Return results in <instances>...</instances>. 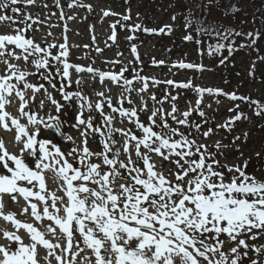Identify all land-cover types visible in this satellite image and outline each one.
Returning a JSON list of instances; mask_svg holds the SVG:
<instances>
[{"label":"snow or ice","instance_id":"1","mask_svg":"<svg viewBox=\"0 0 264 264\" xmlns=\"http://www.w3.org/2000/svg\"><path fill=\"white\" fill-rule=\"evenodd\" d=\"M36 3L0 0V25L7 24V30L0 31V131L11 134L15 147L9 151L0 136V219L10 225L0 228V264H264V175L247 170L250 158H243L237 144L241 135L231 141L240 162H227L222 149L230 145L221 140L201 142L221 129L231 133L237 122L250 120L242 104L264 120V101L191 81H161L119 60L105 61L121 64L119 71L74 64L66 36L64 43L56 44L32 35L39 30L34 25L44 23L27 11ZM55 4L63 18L60 0ZM67 7L93 11L84 0H69ZM175 7L184 18L185 41L199 46V37L217 40L208 45L210 56L237 51L236 38L246 41L239 48L254 47L264 35L221 23L244 11L240 0H176ZM213 10L221 20L209 19ZM130 11L102 10L103 17H120L110 25L113 42L121 20H131ZM171 19L176 21L177 14ZM130 31L171 34L173 26L155 29L136 23ZM131 52L132 63H141L135 45ZM172 67L209 70L183 61ZM89 79L100 85V90L92 87L96 100L84 91ZM161 84L167 87L158 97L150 87ZM109 85L119 95L113 96ZM173 89H191L195 103L188 101L181 111L180 94H173ZM205 94L232 102L227 109L231 115L206 129L209 118L204 109L212 105L202 107ZM46 104L54 111H46ZM13 107L15 114L9 110ZM69 112L75 113L70 126L79 133V143L62 131L68 123L62 116ZM47 130L71 147L63 150L43 134ZM247 137L243 133L245 143ZM49 176L54 189L48 185ZM6 198L20 205L19 212L5 210Z\"/></svg>","mask_w":264,"mask_h":264},{"label":"trees","instance_id":"2","mask_svg":"<svg viewBox=\"0 0 264 264\" xmlns=\"http://www.w3.org/2000/svg\"><path fill=\"white\" fill-rule=\"evenodd\" d=\"M47 3L49 5L48 8H43L42 5L44 3ZM61 5L63 7L64 16L63 18H59L58 14L60 13L61 9L56 7L55 0H37L36 5L31 6L27 9V11L31 12L34 18L40 19L44 21V23L39 25H34V27L38 28L39 30L32 33V35L35 36L37 40H41L40 38L43 36V39L41 41H44L45 39L49 43H64V36L67 37V45L70 49V55L73 52V50L77 49L81 44L76 43L73 41V35L75 30L78 31V33L85 36L83 41L87 39L89 44V47L91 48L94 41H91V38L94 37V32L90 27H87L86 25H83L81 20L78 18L76 19V15L89 13L91 17L94 19L96 16L97 11L89 12L85 8H77V9H69L67 7V3L69 0H60ZM85 3H91L93 7L101 9L102 10H108L111 9L113 12L120 13V14H128V10L130 9L131 14V20L129 21H122V24H127L128 27H121V25H118L116 28L117 37H122L123 40H125V50L127 52H131V46L135 45L137 48V51L144 48V46L148 43H153L159 47L163 46L166 47V55L168 62H165L163 65L154 64L153 61H160L162 58L160 57H153L152 55H140V64H134L132 63L134 60H131L126 64L130 69L135 67L137 69L142 68L143 71L140 73L141 75L154 77L155 73L161 74L164 72L165 76L167 74H171L169 79L175 80L178 82L179 76L181 79L190 81L194 79H201L199 75H201L202 72L197 71L195 69H178L175 67H172V65L178 63V62H185V63H194V64H203L205 66L206 71L203 72H212L214 76V81L216 85H198L200 87H210V88H220L223 89L225 92H237L238 95H247L252 97L253 99H259L261 101H264V85L261 86V92L258 93V96H255L249 91L250 85H245L248 80L244 76V73L242 72V68L237 64L239 58L245 55L249 56H256L260 57L262 51H264V35H262L261 39L257 42V44L254 47H245V48H239L240 43H245L246 41L243 38H236V46L238 48L237 51H234L231 55L228 54L227 51H223L221 54H214V55H208V45L212 44L215 45L217 43V40L215 38H209L207 36L199 37L202 39L203 43L201 45H196L193 42H188L183 39V36L185 34L183 23L184 18L182 15H179L178 13L181 11L180 8L175 7L176 0H128L126 3L125 0H84ZM240 5L243 7L244 11L237 14L235 19H225L222 20L221 23L227 25L231 24L232 27L236 28L237 30L241 31H252L254 29L260 30L262 33H264V0H240ZM160 8L162 9L163 16L167 19L168 17H172L173 14H177L176 21H168V22H161L159 24L153 23V15L157 12H159ZM51 13H55V15H50ZM139 13V19H137V14ZM74 16L75 19H68V17ZM111 21L110 23H114L115 20H120L119 16H109L107 17ZM210 20H221L220 14L216 12L215 10L212 11L211 15L209 16ZM243 21V23L241 22ZM254 21V22H253ZM139 23L143 26H146L148 28H155L159 29L163 27L164 25H172L173 31L171 34H165L160 33L157 34H147L142 31L132 32L130 31L131 26ZM110 24V25H111ZM109 25V27H110ZM65 26L67 27V31H65ZM111 29V27H110ZM0 30H7V24L0 25ZM112 30V29H111ZM51 32L52 35L49 36L48 33ZM47 34V35H45ZM91 34V37L89 35ZM195 34V33H193ZM135 36V39L128 40V36ZM112 40H110V43ZM223 42V41H221ZM109 43V44H110ZM100 45V44H99ZM109 48V46H107ZM199 49V50H198ZM258 49V51H257ZM55 51V50H54ZM179 52V53H178ZM201 52H203V55H201ZM189 53V55H188ZM69 55V59L72 63H74ZM134 56V55H133ZM222 57H227V60L224 64H220V59ZM246 57V56H245ZM133 57H131L132 59ZM135 58V57H134ZM75 64V63H74ZM124 64V63H123ZM113 71H119L121 64H116L113 66ZM251 72H254V75L250 77L251 81L256 82L259 81L261 84H264V74L259 73L260 71L255 66V68L251 69ZM211 74V75H212ZM126 76L129 75V73H125ZM243 75V76H242ZM234 78H237L238 81L236 83L233 82ZM161 79V78H157ZM183 82V81H182ZM197 82V80H195ZM200 83V82H199ZM197 85V84H196ZM136 87H139V83L135 85ZM259 87L258 85H254ZM74 87V86H73ZM166 85L161 84L159 87H150V91L155 92L158 97H161L163 95L161 89L166 88ZM259 89V88H257ZM114 90L119 92V90L114 86ZM173 94H176L177 92L180 94V99L177 101L178 106L181 111H184L187 109V102L191 101L193 104L195 103V93L191 89H173ZM56 94V93H55ZM219 100L220 103H227L229 107L231 106V103L226 97H215V96H208L205 94L204 102L207 101V103L203 105H215V109L211 108H205L208 118H209V124H206L204 128L206 129L209 126L215 127L216 124L223 123L230 115L226 116V119L222 122H220V116L218 113V106L220 105L216 103V101ZM149 105H152V101H148ZM165 108H168L169 105L165 103ZM241 108L251 116L250 120H243L237 122L235 128L231 133H226L223 129L215 132L207 141H204L201 139L202 143H208L213 144L212 141L215 139L216 136H224L226 143L230 145V147L222 149L224 154L229 158L227 160L228 163H234V162H240L241 157L238 152L235 151V148L231 146V141L236 135H241L242 140L237 141V144L240 145L241 151L244 153L243 158H250L249 160V168L247 169L249 172H252L256 174L258 177L264 175V120H260L254 116L251 115V109L247 107V105L242 104ZM195 119L199 120V117H196L195 114H193ZM214 118V119H213ZM75 119V117L73 118ZM141 119L145 120L146 116L143 114L141 115ZM243 123V124H242ZM244 123L249 126L245 127L243 131V125ZM245 125V126H246ZM66 127L62 129L64 130ZM243 131V132H242ZM247 132V142L245 143L243 141V133ZM257 145V149L251 150L253 145ZM93 149L97 148L96 144H91ZM259 152L261 156L259 158L256 157V153ZM221 162L224 163V159L221 158ZM164 167H170L167 162H165ZM167 171V169H166Z\"/></svg>","mask_w":264,"mask_h":264},{"label":"rangeland","instance_id":"3","mask_svg":"<svg viewBox=\"0 0 264 264\" xmlns=\"http://www.w3.org/2000/svg\"><path fill=\"white\" fill-rule=\"evenodd\" d=\"M93 11H97L94 19L91 17V15L89 13H86V12L84 14L76 15V19L79 18L83 25H86L87 27H90L93 30L94 37H95V43L93 44L94 48L93 47H91V48L84 47V45L89 44V42L87 41V39H85L83 41L85 36L78 33V31L75 30L72 39H73V41H75L76 43H79L81 45L77 49L73 50V52L71 53L70 57H71L72 61L75 64H79V65H92L93 67L101 69L103 71H109V70L113 71L114 65H112L110 63H105V61L119 60L122 62V64L124 63L123 65H126L131 60H134L135 58H134L132 52H127L125 50V47H126L125 40H123L122 37H117L115 42L112 41L110 43L109 25L111 24L110 22L113 20H110L107 17H103L101 9L93 7ZM59 14H58V16H59ZM115 21H117V20H115ZM168 21L172 22L171 17H168L166 19L165 16H163V12H162L161 8H160L158 13L156 12L153 15V23L159 24L161 22H168ZM45 35H47V34H45ZM89 37H91V34L89 35ZM40 39L42 40L43 36ZM91 41H94L93 37L91 38ZM107 46H109V48H107ZM157 46L154 44V42L146 44L143 49L138 51L139 56L142 55V53H143V55H149L150 54L153 57H156V58L160 57V58H162L163 61L168 62L167 55L165 53L166 47H163V46L157 47ZM97 48L101 49L102 51L97 52L96 51ZM118 54H122V55H118ZM188 55H189V53H188ZM131 57H133V58L131 59ZM262 57H264V51H262L260 57L249 56V55L244 54V56L239 58V60L237 62V64L242 68V72L244 73V76L247 78V80L249 78L248 82L245 85H250L249 91L252 94H254L255 96H258V93L261 92V89H260L261 86L260 85H264V84H261L259 81H256V82L253 81L252 82L250 79L251 76L249 75V73L251 72L253 63H255V66L260 71L259 73L264 74V59H261ZM136 64H140V63H136ZM154 73H155L154 77L156 79L161 78V79H159L161 81L168 80L169 78H171L170 77L171 74H167V76H165L164 72L161 74H158L157 72H154ZM211 74H212V72H202L201 75H199L201 77L200 80L194 79V80H190V81L194 85L197 84V85H213L214 86L216 84L214 81V76H213V74L212 75ZM180 76L178 78V82H182V81L187 82L186 80L181 79ZM74 79H75V76H74ZM195 80H197V82H195ZM236 81H238L237 78H234L233 82L236 83ZM254 85H258L259 87H257V88H259V89H257L256 86H254ZM73 86H74L73 88H75V84ZM92 87H96L97 90H100V85L94 84L89 79L84 86V91L86 94L91 95V98L93 100H96L97 97L92 92ZM109 87L112 88L113 96L119 95V92L114 90V86L109 85ZM55 96L57 99H60L59 93H56ZM205 103H207V101H205L204 104ZM212 108L215 109V105H212ZM217 108H218V113L220 116L219 120H220V122H222L226 119L227 115H230V113L227 111V109L229 108V105L224 102V103H220V105ZM9 110L12 111L13 114H15V108L14 107L10 108ZM45 110L46 111H54L51 108V106L47 105V104H46ZM43 114L44 113L41 112V115H43ZM74 117H75L74 112H69L68 115L62 116V119L66 120L68 122L67 124H65L66 129L64 130V133L72 135L73 137H76L77 142L79 143V133L70 126L72 123H75V119H73ZM245 125L246 124L244 123V125L242 127L243 131L245 130L244 129L245 127L250 128L249 126H247V125L245 126ZM43 134L45 136H47L48 138L54 140L53 135H51L48 132V130L46 132H44ZM0 136L4 137L5 143L9 149V151H14L15 147H14V144L12 142L11 134L0 131ZM216 140H221L224 144L226 143L225 137L223 135L222 136H216L215 139H213L212 141L215 142ZM89 143L93 144L91 141ZM251 145H253L251 150H254L255 148L257 149V145H254V144H251ZM59 146H61L62 149L66 151L68 148L71 147V144L67 143V144H64V145L62 144ZM166 169H167V167H165V171H166ZM48 185L50 188H53V189L56 186L53 179L51 178V176H49V178H48ZM20 203L22 205L23 201H21ZM6 204H7V207L5 209L6 211L19 212L20 205H16V204L11 203V201H7V198H6ZM18 218L19 219H28V217H18ZM29 222H31V220H29ZM0 228H10V225H8L6 222H4L2 219H0ZM25 240L27 242V237H25ZM43 254H44L43 250H41V255H43Z\"/></svg>","mask_w":264,"mask_h":264},{"label":"water","instance_id":"4","mask_svg":"<svg viewBox=\"0 0 264 264\" xmlns=\"http://www.w3.org/2000/svg\"><path fill=\"white\" fill-rule=\"evenodd\" d=\"M50 131H51V133L54 135L55 140H56V143H57L58 145L66 144V143H67V142H65V140H64L63 137H61V136H57V135L55 134V132H53L52 130H50Z\"/></svg>","mask_w":264,"mask_h":264}]
</instances>
